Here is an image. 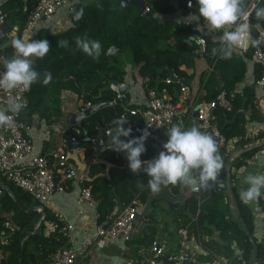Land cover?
I'll return each mask as SVG.
<instances>
[{"label":"trees","instance_id":"1","mask_svg":"<svg viewBox=\"0 0 264 264\" xmlns=\"http://www.w3.org/2000/svg\"><path fill=\"white\" fill-rule=\"evenodd\" d=\"M35 1L4 0L1 3L4 13V29L8 31L15 26V37H18L24 16ZM186 1L144 0L148 15L137 13L132 6H121L120 0H77L73 2L71 11L68 13V27L60 31H51L41 27L35 29L33 35L27 38L49 41L50 52L42 59H35L34 68L41 73V80L43 72L50 71L52 80L47 85L37 82L31 86L26 92L27 104L20 112L19 118L29 124L31 115L35 113L45 123L56 121L61 114L60 95L64 91L74 93L79 97L81 105L86 101L89 103L111 101L110 105L103 106L82 118L80 134L86 131L88 135H93L96 119L107 120L114 114L119 116L122 110L120 99L109 88L112 80L121 81L122 79L123 71L113 63L118 53L129 50L132 63L138 66L141 85L145 92L148 88L163 84V79L168 76L167 70L158 71L163 65H166L176 77L185 76V72L180 70L179 66L183 64L188 67L191 65V55H201L212 67V71L207 74L203 72L201 75L206 90L199 96V100L208 103L214 99L219 90L224 91L228 100V106L225 108L213 107L209 118L210 124L218 129L225 142L233 137L243 136L246 119H260L254 85V80L259 75V67L256 64L253 69V82L236 91V84L242 79L245 69L241 56L250 58L252 47L248 46L246 50L240 51V55L234 52L230 59H223L219 53L213 54L212 52L217 45V40L196 31L194 25L182 20L158 19L157 15L173 13L177 9L183 13L189 10V14L198 15L196 0H192L191 8L185 5ZM259 6H264V4L256 7ZM81 8H83V18L74 21L73 10L78 11ZM253 9L248 17L252 37L256 26H264V20H257ZM194 34L204 37V48L201 53L192 52L197 48L194 39L185 43L187 38ZM84 35L100 41L102 49L98 59H93L82 51L76 50L73 38ZM62 39L69 41L67 49L57 47V40ZM168 41L172 45L171 48H163L160 45L161 42ZM111 45L116 47V54L105 57L104 53ZM4 52L6 56L12 54L13 49L10 47V42L5 46ZM176 83L172 80L167 85L168 90L171 91L170 87ZM133 107L136 106L134 104L127 106V108ZM245 111H248V117ZM128 118L132 120V123L138 121L135 116ZM225 142L218 145L223 161L227 157ZM145 148L146 151L140 159L142 161L151 160L154 150L146 144ZM250 150L236 157L231 166L236 169L242 165L243 157L248 155ZM106 152L111 155V159H108L111 165L107 176L92 178L91 170L96 165H90L88 169L91 178L82 184L89 186L95 200V223L102 222L115 203L127 202L133 197L144 203L149 195L153 194L147 188L149 177L143 172L133 174L128 168L124 153L117 152L114 155L112 151L106 150ZM158 153L156 152V155ZM100 155L105 156L103 153ZM232 174V171L229 172V179ZM224 178L225 171L222 168L217 182L210 188L201 189L198 195L189 192L180 204L168 203V206L174 208L173 219H176V229L185 227L186 236L192 237L203 248L200 254L194 255L196 262H211L218 257L224 259L223 264H248L252 245L246 235L247 232L251 234L256 243L254 264H263L264 245L252 235V212L237 195H232L236 216L245 230V232L241 231L229 212L225 187L219 185V183H224ZM139 183H143L144 187H138ZM8 187L9 192L2 189L0 194V229L3 228L2 223L5 216L11 220L16 229L11 233L9 241L0 245V264H46L48 254L63 246L67 241L63 230L64 224L45 207H42L43 217L39 221V214L35 210L26 211L37 204L16 186L8 184ZM179 188L180 183L162 187L173 195L178 194ZM35 215L36 219L33 218ZM151 215L152 211L147 214L148 217ZM50 219L55 226L45 235V224ZM37 222L38 225L34 228ZM144 229L146 232L134 240L136 244L147 242L150 244L153 239V227L145 225Z\"/></svg>","mask_w":264,"mask_h":264},{"label":"crops","instance_id":"2","mask_svg":"<svg viewBox=\"0 0 264 264\" xmlns=\"http://www.w3.org/2000/svg\"><path fill=\"white\" fill-rule=\"evenodd\" d=\"M66 5L67 3L64 2L53 12L52 16L49 19L40 21L37 24L36 30L42 27L47 28L51 31H60L68 27L69 20L68 14L66 12ZM190 15L195 16L189 14V10L183 13L182 11L177 9L173 13L157 15V17L160 20H182L184 22H189L190 24L194 25V27H197V24H200L203 26V30L200 32H202L205 36L215 38V40H217V45L215 46V48H219L220 44L218 42V37L222 35V32H210L207 28V25L203 24V20L192 21ZM10 30L12 32L7 37V45L12 39L11 37L16 33L15 26ZM19 38H22L21 35ZM162 47L171 48L172 45L168 41L164 42V44H162ZM2 51V58L0 59L11 58L13 52L10 56H6L4 50ZM235 52L240 55V51L236 50ZM241 58L244 61L245 69L242 79L236 84V91H239L242 86L251 84L253 82V69L255 68V64L250 60V58H244L242 56ZM190 59V66L187 67L183 64L179 66L180 70L185 72V76H178L177 83L170 87L171 93L174 97L173 99L179 104L181 112L187 111L188 107H190L193 102L199 100V96L206 90V87L204 86V80L201 79V75L203 72L207 74L208 72L212 71V67L205 62L204 58L201 55H191ZM113 63H115L123 71L121 81L117 82H121L127 87L124 94V104L121 106V112L126 110L129 104H134L136 107H141L146 99V92L141 85V76L138 72V66L132 63L130 52L128 51L126 53V50H124L118 53ZM159 69L158 71H161ZM180 85L185 87L184 91H179L178 88ZM255 97L260 119H246L244 135L233 137L232 139H229L224 143L227 155L226 160L228 159V173L231 171L233 172L229 184L231 196H239V192L241 191V189L247 187V185L243 183V180L248 173H262L264 171V102L261 101V98H264V84L262 86H255ZM81 104V99L74 93L64 91L60 95L61 114L59 118L51 123H45L34 113L31 115L30 123L27 124V129L25 130L26 136L31 140L33 154H47L56 144L62 143L66 162L68 166L74 169V176L71 179L65 180L67 187L61 191H53L48 196V199L43 206L50 213H52L57 220L61 221L64 226L66 225V223L71 222V230L68 231L65 230V228H63V230L65 234L67 233L66 231H68L73 242H77L78 238L88 234L93 229V225L95 224V202L91 207L80 205L77 202V195L80 186L84 181L91 178L89 176L88 167L90 165H96L91 170L92 178L98 176H102L105 178L107 176V171L111 165L110 160H108L111 159V155H109L106 150L112 151L114 155L117 154V152H114L113 150L108 148L103 149L100 153L94 152V147L91 144V141L84 142L83 140H81L82 133L77 136L75 143H70L71 141L69 140V135H71V126L68 124V117L72 112L79 110ZM244 113L246 117H248V111H245ZM180 115V118L182 119V126L185 129L193 125L197 126V119L191 116V111L187 117H184L183 113ZM112 117H115L117 120L120 119L119 116H116V114H114ZM110 119L108 117L107 120H104L103 118L99 120L96 119L95 121V123H98L99 125L104 127L102 134L104 141L110 139V134L115 132V128L117 126L114 121L111 125H108ZM125 119L128 122L124 125V127L130 128L132 120H130L128 117ZM81 120H79L78 126H80ZM105 130H109V133L106 134L104 132ZM96 132L97 130L95 127L93 135H88L87 132L86 134L90 138V140H92V138L95 137ZM165 133L166 129H163L161 132V141L159 143V145L161 146L167 140V136L165 135ZM130 136L135 137V134L131 132ZM121 139L126 141L127 137H121ZM145 144L150 146L148 143ZM248 149L251 150L248 155L243 157L244 163L240 165L242 167V170L239 175L236 176L237 173H234L235 168H233L230 163H232V161L236 157L241 156L242 153ZM101 153H103L105 156L100 155ZM156 156L157 155L154 150L153 158ZM27 160L28 158H26L24 162H27ZM226 160L224 161V164ZM8 184L11 183H7L0 178V194L3 188H9ZM188 193V186L184 183H180L178 194L173 195L169 191L162 189L157 194L149 195L146 201L142 203V207H140L138 216H136L135 220L133 221L131 230L127 238L115 237L98 240L96 243L90 246L85 253L79 254L73 264L143 263L148 251L147 246L149 243L147 242L136 244V241L134 240H136L138 237H141L146 232L144 229L145 225L153 227V239H156L160 242L165 253L169 252L172 254H177L181 251L186 256H189L191 254H200L203 251V248L197 242L193 241V239H186L182 241V238L177 233L178 228L176 229V219H173L174 208L168 206V203L177 202L180 204L183 198L186 197ZM253 203L254 209L251 210L253 216L252 235L256 238L257 241H261L264 245V195H262L257 202ZM255 203L256 206H254ZM28 209H26V211H28ZM151 211L152 215L148 217L147 214ZM140 214L146 216V219L143 222H140L138 220ZM5 219H7L9 223H11V225L15 227V225L7 216H5ZM54 226L55 224L50 219L45 224L44 234L46 235L50 231H52ZM199 263L223 264L224 259L216 257L211 262Z\"/></svg>","mask_w":264,"mask_h":264},{"label":"built area","instance_id":"3","mask_svg":"<svg viewBox=\"0 0 264 264\" xmlns=\"http://www.w3.org/2000/svg\"><path fill=\"white\" fill-rule=\"evenodd\" d=\"M0 0V50L2 58V50L7 46V37L11 34V30L4 29V13L1 8ZM77 0H36L35 3L27 10L19 36L27 38L33 35L37 24L42 20L49 19L53 12L64 2L66 5L67 14L71 11V4ZM264 4V0H247L246 7L250 12L254 7ZM185 5L188 7V0ZM145 10L147 8L145 7ZM16 36V33L14 34ZM12 36L11 38H13ZM194 40L197 43V48L192 52L194 54L203 52L204 37L194 34ZM253 38L264 41V26H256L254 29ZM249 45L240 46L237 50L244 51ZM250 60L259 67V75L254 80L255 86H262L264 84V43L258 47H252ZM0 71H3L0 66ZM172 79L168 76L163 79V84L148 88L146 91V99L141 107L127 108L119 114V118H127L135 116L138 121L130 124V128L136 137L141 135V130L147 129L150 136L145 143L153 142L159 144L161 141V132L163 129H168L173 125H182L180 114L183 113L187 117L194 105V102L188 107V110L181 112V108L177 102L174 101L171 91L168 90L167 85L171 83ZM179 91H184L185 87L180 85ZM26 92L21 89L13 90L12 95L20 97L23 103L27 104ZM9 93L0 91V107H5L7 104ZM116 97H118L116 95ZM89 104L86 101L80 105L79 109H83ZM219 106L225 108L228 106V100L223 90H219L214 99L208 103L199 100L197 127L202 131H207L211 134L217 144H222L224 141L218 129L209 122V108ZM11 115V114H10ZM18 116H14L12 123L8 126L0 127V178L12 185L16 186L25 192L30 199L37 204L34 210L39 214V221L43 217L42 207L48 199V196L53 191H61L67 187L65 180L71 179L74 176V169L68 166L65 158V152L62 143L56 144L47 154L36 155L32 152L31 140L26 136L25 130L27 124ZM71 135L69 140L75 142L77 136L80 134V126L73 125L70 127ZM106 134L109 130L104 131ZM28 158L27 162L24 160ZM242 167L239 166L234 170L238 176ZM264 173V171L262 172ZM188 191L193 194H199L200 190H194L188 186ZM239 197V196H238ZM240 198V197H239ZM77 202L80 205L91 207L94 205V198L90 192L89 186L81 185L77 195ZM253 210V204L249 203ZM246 204V205H249ZM256 206V203L255 205ZM142 203L133 197L127 202L115 203L106 218L99 223L93 225V229L86 235L78 238L77 242H73L68 231L71 230V222L64 226L66 231V243L56 248L48 254L47 264H73L79 254L85 253L90 246L98 240L122 237L127 238L131 230L133 221ZM252 212V211H251ZM146 216L140 214L138 220L143 222ZM3 228L0 229V245L6 244L9 241L11 233L16 229L9 223L7 219L3 220ZM38 225L35 223L34 228ZM178 235L182 241L188 238L186 236V228L180 227L177 229ZM193 241H195L193 239ZM141 264H201L196 262L194 255L186 256L183 252L177 254L165 253L162 245L156 239H152L147 254ZM264 264V263H263Z\"/></svg>","mask_w":264,"mask_h":264},{"label":"clouds","instance_id":"4","mask_svg":"<svg viewBox=\"0 0 264 264\" xmlns=\"http://www.w3.org/2000/svg\"><path fill=\"white\" fill-rule=\"evenodd\" d=\"M196 3L198 15H190L192 21L202 19L210 32H222L218 37L220 47L213 48V54L219 53L221 58L230 59L242 45L258 47L264 43L251 36L248 22L251 13L247 10L246 0H196ZM188 7H192V0H188ZM253 11L257 20H264V6L255 7ZM82 18L83 8L78 11L74 9L73 20L79 21ZM195 30L202 31L203 26L197 24ZM194 38L188 37L185 43ZM73 39L76 50L93 59L100 57L102 46L99 40L90 39L87 35ZM10 47L13 49L11 58L0 59L3 68L0 71V91L9 93L6 106L0 107V127L10 125L13 117L18 116L25 107L20 97L11 94L13 90L28 91L34 83L47 85L52 80L50 71H44L41 80V73L34 68V60L42 59L50 52L47 39H22L14 36L10 40ZM57 47L67 49L69 41L57 40ZM127 122L123 118L114 121L117 126L115 132L110 134L109 147L124 153L133 174L143 172L149 177L147 188L151 193L157 194L162 187L178 183L189 185L194 190H206L217 182L224 161L219 154L217 141L207 131H202L196 125L187 129L180 124L173 125L166 129L167 140L162 144L164 150L151 160L142 161L140 157L146 151L145 141L150 132L143 129L139 137L122 140L121 137H129L132 132L131 128L124 127ZM243 183L247 187L239 192L242 203L257 202L264 195V173L250 172ZM138 187L143 188L144 184L139 183Z\"/></svg>","mask_w":264,"mask_h":264},{"label":"water","instance_id":"5","mask_svg":"<svg viewBox=\"0 0 264 264\" xmlns=\"http://www.w3.org/2000/svg\"><path fill=\"white\" fill-rule=\"evenodd\" d=\"M120 4L123 7L132 6V7H134L136 9L137 13L148 15L147 10H145L144 0H120ZM115 52H116V47L114 45H111L105 51L104 56L107 57L109 55H113V54H115ZM163 69L168 70L169 78H171L175 82L178 81V78L175 75H173L172 71L169 70L166 65L162 66L159 70H163ZM109 88L113 92H115L116 95L119 97L120 104L122 106L124 104V94H125L126 89H127L126 85L121 83V82H117L116 80H112L110 82V84H109ZM110 104H111V101H97V102L89 103L83 109H79L77 111L72 112L71 115L68 117V124L70 126L78 125L79 120H81L82 118H84L86 116H89L90 114H92L97 109H99V108H101L103 106L110 105ZM198 104H199V100H196L194 102V105H193L192 109H191V116L196 118V119L198 117V113H197ZM212 109H213V107L209 108V117L211 116ZM116 120L117 119L115 117H112L110 119V121L108 122V125H111L113 123V121H116ZM95 127H96L97 132H96L95 137L92 138V140H90V138L87 136L85 131L82 132L81 140H83L84 142L91 141V144L94 147V152H96V153H100L105 148L111 149L109 147V144H108L110 139H108L106 141L103 140V135L102 134H103L104 127L99 125L98 123H95ZM131 138H133V137L129 136V137H127V140L131 139ZM70 143H75V142L71 141ZM148 144L156 152H160V151L164 150L162 148V146L157 144V143L149 142ZM114 152H116V151H114ZM224 170L226 172L225 180H224V183H219V185L220 186L224 185V187H225L226 195H227V199H228V205H229V212H230L232 218L236 222L238 228L241 231L245 232L244 227L242 226L241 222L238 220V218L236 216L235 208H234V204H233V199H232V196H231L230 190H229L230 179H229V173H228V159L226 160V162L224 164ZM187 186H189V185H187ZM3 189H6L9 192L8 188H3ZM32 210H34V207L28 209L29 212L32 211ZM246 235L248 236V239H249V241H250V243L252 245L251 255H250V259H249L248 264H254L255 260H256V243H255L253 237L251 236V234L246 232ZM20 254H21V246L19 248V256H20Z\"/></svg>","mask_w":264,"mask_h":264},{"label":"rangeland","instance_id":"6","mask_svg":"<svg viewBox=\"0 0 264 264\" xmlns=\"http://www.w3.org/2000/svg\"><path fill=\"white\" fill-rule=\"evenodd\" d=\"M162 44H164V42H161V44H160V45L162 46ZM128 51H129V50H126V53H127ZM261 101H262V102H264V98H261ZM226 158H227V157H226ZM230 164H231V163H230ZM230 164H229V165H230ZM246 206H247L249 209H251V207H252L250 204H249V205H246ZM33 218H35V219H36V218H37V216L35 215ZM235 252H237V251H235Z\"/></svg>","mask_w":264,"mask_h":264}]
</instances>
